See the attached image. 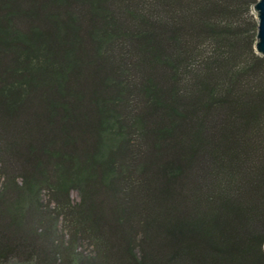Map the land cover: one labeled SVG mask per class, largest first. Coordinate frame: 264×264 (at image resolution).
Wrapping results in <instances>:
<instances>
[{
  "label": "trees",
  "instance_id": "1",
  "mask_svg": "<svg viewBox=\"0 0 264 264\" xmlns=\"http://www.w3.org/2000/svg\"><path fill=\"white\" fill-rule=\"evenodd\" d=\"M257 2L0 0V264H264Z\"/></svg>",
  "mask_w": 264,
  "mask_h": 264
},
{
  "label": "water",
  "instance_id": "2",
  "mask_svg": "<svg viewBox=\"0 0 264 264\" xmlns=\"http://www.w3.org/2000/svg\"><path fill=\"white\" fill-rule=\"evenodd\" d=\"M253 9L259 22L255 49L264 57V0H258Z\"/></svg>",
  "mask_w": 264,
  "mask_h": 264
},
{
  "label": "rangeland",
  "instance_id": "3",
  "mask_svg": "<svg viewBox=\"0 0 264 264\" xmlns=\"http://www.w3.org/2000/svg\"><path fill=\"white\" fill-rule=\"evenodd\" d=\"M73 198L74 199H78V197H77V195L75 193L73 194Z\"/></svg>",
  "mask_w": 264,
  "mask_h": 264
}]
</instances>
